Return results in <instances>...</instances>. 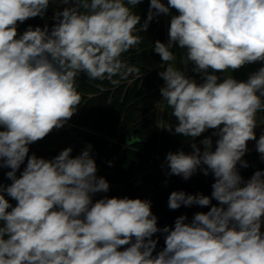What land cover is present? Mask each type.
Segmentation results:
<instances>
[{
  "label": "clouds",
  "instance_id": "1",
  "mask_svg": "<svg viewBox=\"0 0 264 264\" xmlns=\"http://www.w3.org/2000/svg\"><path fill=\"white\" fill-rule=\"evenodd\" d=\"M51 2L0 0V168L11 169L12 181L0 184V264H264V171L245 181L237 167L249 166L242 158L251 140L264 160V134H255L264 112V67L246 81L215 74L264 62V0H150L142 24L134 11L142 0H61L68 6L55 12L51 30L29 26L18 33L19 23L43 17ZM171 9L178 15L171 16L168 41L153 47L165 65L158 107L171 109L176 123L165 129L188 138L192 152H169L165 163L168 175L187 180L199 170L214 183L211 197L173 191L171 210H210L161 229L150 200L93 202L110 184L97 175L91 145L75 157L67 147L52 159L29 156V145L76 114L81 74L113 86L138 77L140 69L122 56ZM174 46L184 50L183 68L173 64ZM189 64L202 82L186 74ZM208 130L217 137L214 150L212 136L200 140L203 149L196 143ZM158 232L165 247L153 255Z\"/></svg>",
  "mask_w": 264,
  "mask_h": 264
},
{
  "label": "trees",
  "instance_id": "2",
  "mask_svg": "<svg viewBox=\"0 0 264 264\" xmlns=\"http://www.w3.org/2000/svg\"><path fill=\"white\" fill-rule=\"evenodd\" d=\"M149 5L150 0H142L134 9L141 17V24L147 18ZM66 6L61 0H53L43 17L37 16L19 23L18 33L23 34L29 26H48L55 12L62 11ZM160 17H155L149 23L146 32L138 33L142 37L141 44L122 56L130 65L140 69V75H130L118 86H113L107 80H90L84 74L78 76V91L82 96L78 111L62 128L33 143L35 147L46 150L71 147V155L75 157L91 145L97 175L108 177L116 173L117 184L125 185L153 171L169 152L174 153L190 145L183 146L158 123L157 105L161 101L160 88L164 84L158 73L163 70L164 64L153 47L157 40L165 42ZM260 67H264V62L247 64L238 70L216 75L221 80L231 75L238 81H246ZM70 132L73 133L72 138ZM8 200L15 206V200L11 197Z\"/></svg>",
  "mask_w": 264,
  "mask_h": 264
},
{
  "label": "flooded vegetation",
  "instance_id": "3",
  "mask_svg": "<svg viewBox=\"0 0 264 264\" xmlns=\"http://www.w3.org/2000/svg\"><path fill=\"white\" fill-rule=\"evenodd\" d=\"M255 129L258 131V128ZM258 133L259 135L264 134V132L261 133L259 131ZM199 147L203 149V145H199ZM247 147H248V151L246 152L245 156L242 159L247 161L249 166L247 168H244L238 164L237 167L240 171V174L247 173L255 169L256 167L264 164V160L261 159L260 154L256 151V141L255 140L248 141ZM214 148L215 146H213V150ZM62 150H64V148L61 147L57 150H46L45 148L35 147L33 144H31L29 145V156L35 154L37 157L52 159L56 155H58ZM183 150L186 153L192 152V148L190 147V145L189 146L186 145V147ZM24 167H26L25 163L22 164L21 168L17 171L18 177L20 176ZM10 170L11 169L6 167L0 168V184L7 186L12 183V181L6 176V173ZM169 171L170 170L167 168L164 160L153 171L146 173L140 178L133 180L125 185L117 184L116 173L104 178L110 184L113 185V187L116 190L117 196L119 198L128 197L133 199L140 198L144 200H150L152 205L151 207L152 213L156 216H158L166 200L169 198V195L173 191L180 188L181 186L187 184H208L214 182V177L211 173L205 176L199 170L187 180L183 179L181 176L168 175ZM103 197H105V194L103 192L96 193L93 195V202ZM6 198L8 199L9 197H7L6 195ZM216 204H218L217 201L213 203V205ZM204 210L205 207L202 208L200 206L193 205V206L185 207L181 215H186L188 217V220L186 222H190L195 213L204 212ZM261 230L262 232H264V225H262Z\"/></svg>",
  "mask_w": 264,
  "mask_h": 264
},
{
  "label": "water",
  "instance_id": "4",
  "mask_svg": "<svg viewBox=\"0 0 264 264\" xmlns=\"http://www.w3.org/2000/svg\"><path fill=\"white\" fill-rule=\"evenodd\" d=\"M56 23V20L53 18L49 24H48V28L49 30H51L52 26ZM27 164V159L25 160V165ZM257 170H261L264 171V164L256 167L255 169L247 172V173H243L241 174V176L243 177V179L246 181L247 179H249L255 171ZM212 183H208V184H187L184 186H181L180 188H178L175 191H184L186 194H191V195H196V194H203L206 196L211 197V193H212ZM110 184V183H109ZM105 196L111 198V197H118L115 188L113 187L112 184H110V189L107 193H104ZM215 202V200H212V204ZM185 209V206H181L179 209L177 210H171L168 207V199L166 200L164 206L162 207L161 211L159 212L158 216H157V226L159 228H163L165 226H169V227H174V223L175 220L181 215V213L183 212V210ZM210 210V206L205 207L204 212H207ZM153 239H157L158 243L156 246L155 251L153 252V255H155L156 253H158L159 251H161L164 247H165V234L158 232L156 234H154V236L152 237Z\"/></svg>",
  "mask_w": 264,
  "mask_h": 264
},
{
  "label": "rangeland",
  "instance_id": "5",
  "mask_svg": "<svg viewBox=\"0 0 264 264\" xmlns=\"http://www.w3.org/2000/svg\"><path fill=\"white\" fill-rule=\"evenodd\" d=\"M162 2H164L165 4L167 3V0H162ZM176 12L175 9H171L170 10V14L169 15H164V14H161V17H160V21L162 22V24L164 25V30H165V42L164 43H167L168 41V28L170 26V20H171V16L174 15V13ZM172 51L174 52V54L176 55L177 59L176 61L173 62L174 66H176L177 68H183V65L180 64V58L181 56L183 55V51L182 49H180L178 46H174ZM165 67V65H164ZM192 68H193V65L189 64L188 65V68H187V72L186 74L192 78H195L198 82H202L201 81V77H200V74H197V73H194L192 71ZM209 72L211 73V70H209ZM220 72H217L215 74H218ZM163 103L162 101H160L159 104ZM158 104V105H159ZM157 105V113H158V123L160 126L166 128L168 126L169 123H172L173 125L176 123L175 121V118L172 117L171 115V109L168 108L166 105H164L163 107H158ZM257 127L258 128V131L259 132H264V112H260L257 114ZM167 131V130H166ZM255 134H256V137L259 139L260 135L258 133V131L255 129ZM173 138L177 139L181 144H183V146L185 144H188L190 143V141L188 140V138H185L184 136L182 135H179V134H173V133H170L169 131H167ZM207 132V131H206ZM205 132V133H206ZM204 134V133H203ZM202 134V135H203ZM258 134V135H257ZM200 136L196 139H198L197 141V145H201L199 142L200 140L204 139L205 137L207 136H212V131L210 134H208L207 136ZM69 136L72 138L73 136V133L70 132L69 133ZM212 139H213V146H215V140L217 139V137L215 136H212ZM191 150V149H190ZM160 185V184H159ZM173 187V186H172ZM162 190V189H161Z\"/></svg>",
  "mask_w": 264,
  "mask_h": 264
}]
</instances>
